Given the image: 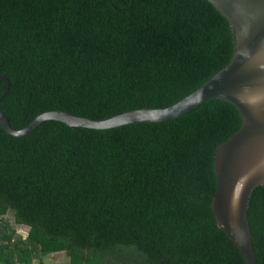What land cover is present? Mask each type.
Instances as JSON below:
<instances>
[{"label":"trees","instance_id":"trees-1","mask_svg":"<svg viewBox=\"0 0 264 264\" xmlns=\"http://www.w3.org/2000/svg\"><path fill=\"white\" fill-rule=\"evenodd\" d=\"M233 47L207 0H0V110L21 130L50 111L103 121L167 108ZM241 125L234 105L212 99L107 130L51 120L18 138L0 126V264L56 253L68 257L57 264H246L211 207L216 149ZM249 222L264 264V186Z\"/></svg>","mask_w":264,"mask_h":264},{"label":"water","instance_id":"water-1","mask_svg":"<svg viewBox=\"0 0 264 264\" xmlns=\"http://www.w3.org/2000/svg\"><path fill=\"white\" fill-rule=\"evenodd\" d=\"M229 22L233 54L227 66L180 102L160 109L144 108L103 121L50 111L29 126L17 130L0 110V126L9 135L23 138L42 123L56 120L72 129L107 130L130 124L159 123L177 119L212 99L236 107L241 128L215 152L216 189L211 207L218 225L237 245L246 264H258L249 222V205L254 190L264 186V0H207ZM7 82L0 102L10 91Z\"/></svg>","mask_w":264,"mask_h":264},{"label":"rangeland","instance_id":"rangeland-1","mask_svg":"<svg viewBox=\"0 0 264 264\" xmlns=\"http://www.w3.org/2000/svg\"><path fill=\"white\" fill-rule=\"evenodd\" d=\"M17 229H19V232H18L19 234H22L23 236L27 235L28 228H23V227L21 228V226H17ZM42 259L45 262V264H57V263H64L68 261V257L66 253L51 254V255L44 256ZM35 263L37 264L39 263V258L35 259Z\"/></svg>","mask_w":264,"mask_h":264}]
</instances>
